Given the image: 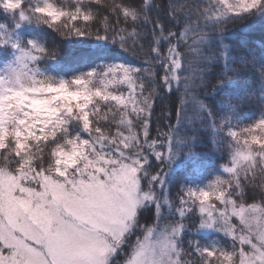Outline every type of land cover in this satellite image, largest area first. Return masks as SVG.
<instances>
[{
	"label": "snow or ice",
	"instance_id": "1",
	"mask_svg": "<svg viewBox=\"0 0 264 264\" xmlns=\"http://www.w3.org/2000/svg\"><path fill=\"white\" fill-rule=\"evenodd\" d=\"M101 4L0 0V264H264V0Z\"/></svg>",
	"mask_w": 264,
	"mask_h": 264
},
{
	"label": "trees",
	"instance_id": "2",
	"mask_svg": "<svg viewBox=\"0 0 264 264\" xmlns=\"http://www.w3.org/2000/svg\"><path fill=\"white\" fill-rule=\"evenodd\" d=\"M113 0H102V4L98 6L101 11H103V8L112 3ZM116 2H119V0H116ZM241 26L239 25H228L229 32L234 33V35L231 38V42L235 45L242 46L246 43H254L257 47L260 46L262 42H264V31H262L259 27V25H255L252 28L246 29V30H239ZM71 50L67 48L64 45H61L59 55L63 59H67ZM142 59V57H141ZM170 106V101L167 98H162L157 101V108L156 113L157 116H159L160 111L162 108H167ZM210 141H209V147H210ZM200 152V158L201 160L205 159V153L207 152V148L198 150ZM189 166H191V162H189ZM177 175L183 176L184 173L182 170H177Z\"/></svg>",
	"mask_w": 264,
	"mask_h": 264
}]
</instances>
